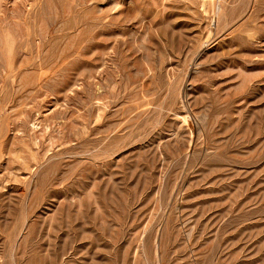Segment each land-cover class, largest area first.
<instances>
[{"label": "rangeland", "instance_id": "374dc122", "mask_svg": "<svg viewBox=\"0 0 264 264\" xmlns=\"http://www.w3.org/2000/svg\"><path fill=\"white\" fill-rule=\"evenodd\" d=\"M0 264H264V0H0Z\"/></svg>", "mask_w": 264, "mask_h": 264}]
</instances>
